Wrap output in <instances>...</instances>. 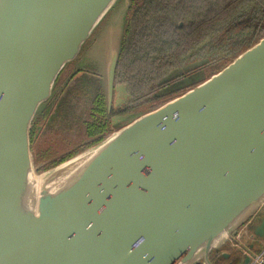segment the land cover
Returning <instances> with one entry per match:
<instances>
[{
  "label": "water",
  "instance_id": "obj_1",
  "mask_svg": "<svg viewBox=\"0 0 264 264\" xmlns=\"http://www.w3.org/2000/svg\"><path fill=\"white\" fill-rule=\"evenodd\" d=\"M130 6L0 0V264H215L229 243L238 264L257 258L236 236L264 242V38L36 174L31 125L66 64L96 76L109 115Z\"/></svg>",
  "mask_w": 264,
  "mask_h": 264
},
{
  "label": "rangeland",
  "instance_id": "obj_2",
  "mask_svg": "<svg viewBox=\"0 0 264 264\" xmlns=\"http://www.w3.org/2000/svg\"><path fill=\"white\" fill-rule=\"evenodd\" d=\"M140 1L141 0H131V6L127 11L125 19L123 42L127 38L125 30L128 24L130 21L134 23L132 19L136 17L134 16V11L131 9L140 4ZM223 3L226 8L222 11H219L220 3L218 0H179L175 5H172V8L178 7L180 15L178 19L166 17L165 20H162L164 21V25L161 28L160 35L165 39L158 38L157 53L155 49L152 48V51H149H154L155 54L162 59L163 67L159 76L154 81H145V83L141 84L139 89L136 90L135 94L132 93L130 97L126 96L125 99L123 98V94L127 92V87L125 88L123 84L116 82L118 85L117 92L119 93L121 90L122 93L120 96L121 101L116 100L115 106L120 105L116 107V109L121 111V113H116L117 116L108 118L110 122H112L108 125V131L103 137L96 141L93 140V137L89 138V140L92 141L89 146L76 149L72 152L73 154L66 157V159L95 145L139 116L158 108L207 80L233 61L235 57L256 44L260 39L264 38V0H239L232 1L229 4H227L226 0V2L224 1ZM137 19L141 18L138 17ZM193 20H197V23L194 24L192 22ZM136 23H138V26H141L142 21H137ZM137 30L135 31L136 38H138ZM144 32L150 34V31ZM149 46L150 43L144 42V47L146 49ZM167 54L171 56L170 60H168ZM80 56L81 59H78L79 67L86 66L96 68V62L101 61L98 57L89 58V56L85 55L84 50L81 52ZM195 66L200 67L201 70L199 71ZM67 68L68 65L65 66V71ZM188 70H192V72L195 71V73L191 72L193 76L189 75L188 78L174 82L167 88H162L160 90V86H162L163 82L170 78L171 75L183 71L189 72ZM77 81L78 84L79 80ZM123 87L125 88L124 90ZM148 98H150V101L144 102V100ZM39 118L35 119L32 124ZM46 124L41 125L39 130H36L35 133H33L32 125L30 129L32 163L37 175L54 168L64 161L52 160L47 165H44L46 162L45 159L48 160L46 157L53 158L64 155L67 152L66 150L70 149L73 144H76L78 141L75 134L72 136V129L66 130L65 127L60 130V135L63 137L57 142L53 138L55 137L53 136L55 133L58 135V132H55L57 130H50ZM73 131H76V128ZM63 139L65 140L63 141ZM71 139H74V141H71ZM86 142H88V140ZM62 144H64V147L57 153ZM77 147L78 145L76 148ZM51 148L54 152L51 151Z\"/></svg>",
  "mask_w": 264,
  "mask_h": 264
},
{
  "label": "flooded vegetation",
  "instance_id": "obj_3",
  "mask_svg": "<svg viewBox=\"0 0 264 264\" xmlns=\"http://www.w3.org/2000/svg\"><path fill=\"white\" fill-rule=\"evenodd\" d=\"M163 7L164 10L162 11V16H163V20H165L169 8L166 6ZM67 65L68 68L65 71V66ZM73 65H74L73 63L66 64L63 68L64 70L62 69L61 72L59 73L54 84L56 90L55 101L51 107L47 106L44 109L40 118L35 123L32 124V130L33 133H35L36 130L37 131L39 130V127L41 125L47 123L46 126L48 125V128L50 130H57L55 132H58V135L57 133H55L53 136H55L56 138L55 137L53 138L58 142L63 137L60 135L61 134L60 130L66 127V130L72 129L71 131L72 136L73 134H75L78 141L76 144H73V146L70 149H67L66 150L67 152L64 155H59L58 157H53V158L46 157L48 158V160L45 159L46 162L44 165H47L52 160L53 161L60 160L61 158L74 152L76 149L79 148L81 149L84 146H89V144L92 143V141H90L89 138L93 137V140L95 141L99 140L101 137L104 136V134L107 133L108 131L107 128H109L108 125H110V123L112 122V121L110 122V119L108 118H113L114 116H117L116 113H118L116 107L120 105L115 106V101L116 100L121 101L120 96L122 91L120 90L119 93L117 92L118 85L116 81L114 82L113 101H112L110 115L107 116L105 110L104 97L102 95L101 89L99 88L98 80L94 79V77L96 76L93 74L90 77H86V75L89 76V74L85 73L86 74L85 77L84 76L82 77L81 72H77L74 75H72ZM197 68L199 71L201 70L200 67ZM191 72L192 70L189 72L187 71L178 72L176 74L171 75V77L168 78L166 81H164L163 85L160 86V90L162 88H167L168 86L172 85V83L174 82L182 81L188 78L189 75L193 76ZM192 73H195V71H193ZM76 79L79 80L78 84H77L78 81ZM124 89L125 88L123 87V90ZM126 96L128 95L126 94V92H124L123 98L125 99ZM100 99L102 101V104L99 103ZM147 101H150V98L144 100V102ZM75 128L76 131H73L75 130ZM86 139L88 140V142H86L87 141ZM64 140L65 139H63V141ZM71 141H74V139H71ZM54 143L57 144L56 142ZM77 145L78 147L76 148ZM63 147L64 144L60 146V149L58 150L57 153H59ZM51 151H53L52 148Z\"/></svg>",
  "mask_w": 264,
  "mask_h": 264
},
{
  "label": "trees",
  "instance_id": "obj_4",
  "mask_svg": "<svg viewBox=\"0 0 264 264\" xmlns=\"http://www.w3.org/2000/svg\"><path fill=\"white\" fill-rule=\"evenodd\" d=\"M178 1L179 0H141L140 4L131 9L134 11V16L136 17L133 19L131 18L134 23L130 21L125 30L127 38L123 42L122 52L115 72V81L123 84L125 88L127 87L126 94L128 97H130L132 93L135 94L136 90L139 89L140 85L145 83V81H154L159 76L163 65L162 59L160 56L158 57L155 52L157 53L158 51V38L165 39L160 35L161 28L164 25V21H162L163 6L171 10L167 11V17H170V19H178L180 15L178 7L172 8V5H175ZM224 1L226 2V0H218L220 3L219 11L226 8L223 3ZM232 1L239 0H227V4ZM138 17L141 19H137ZM137 21H142L141 26H138V23H136ZM192 22L196 24L197 20H193ZM136 30L138 38L135 37ZM144 31H150V34H146ZM144 42L150 43L147 49L144 47ZM151 48L155 49V52L153 51L154 54L153 52H149L152 51ZM166 56L168 60L171 59L170 55L167 54ZM99 103L102 104L101 99ZM118 113H121V111H118ZM72 154L73 153H70L58 161H63Z\"/></svg>",
  "mask_w": 264,
  "mask_h": 264
},
{
  "label": "crops",
  "instance_id": "obj_5",
  "mask_svg": "<svg viewBox=\"0 0 264 264\" xmlns=\"http://www.w3.org/2000/svg\"><path fill=\"white\" fill-rule=\"evenodd\" d=\"M238 234H245V238L242 240L240 239L239 236H236V239H238V241H240L244 245L253 244V251L254 250L257 251V259H258V257H260V255L264 259V242L260 245H258L257 243H253L252 242V232L246 226L241 227L238 230ZM234 249L235 248H234V245L232 243L227 244V246H226L225 250H223V252L228 253L230 255V257H228V258L221 257L220 259H217L218 254H215L214 255L215 264H238L239 263L238 260L236 261L234 259L235 254H232ZM251 264H256V259L253 260Z\"/></svg>",
  "mask_w": 264,
  "mask_h": 264
},
{
  "label": "built area",
  "instance_id": "obj_6",
  "mask_svg": "<svg viewBox=\"0 0 264 264\" xmlns=\"http://www.w3.org/2000/svg\"><path fill=\"white\" fill-rule=\"evenodd\" d=\"M256 264H264V259L261 257V255L258 257V259L256 258Z\"/></svg>",
  "mask_w": 264,
  "mask_h": 264
}]
</instances>
